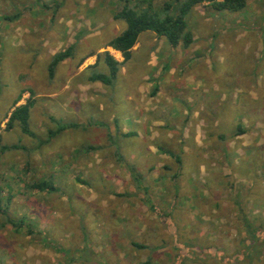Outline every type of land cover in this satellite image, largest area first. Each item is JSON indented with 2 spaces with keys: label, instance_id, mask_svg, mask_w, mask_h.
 Segmentation results:
<instances>
[{
  "label": "rangeland",
  "instance_id": "rangeland-1",
  "mask_svg": "<svg viewBox=\"0 0 264 264\" xmlns=\"http://www.w3.org/2000/svg\"><path fill=\"white\" fill-rule=\"evenodd\" d=\"M246 3L193 7L187 47L142 32L106 84L87 78L123 2L0 0V264H264V0ZM28 101L33 135L7 129Z\"/></svg>",
  "mask_w": 264,
  "mask_h": 264
},
{
  "label": "trees",
  "instance_id": "trees-1",
  "mask_svg": "<svg viewBox=\"0 0 264 264\" xmlns=\"http://www.w3.org/2000/svg\"><path fill=\"white\" fill-rule=\"evenodd\" d=\"M119 1L123 2L124 5L114 17L123 20L125 28L110 40L109 46L119 50L124 60L130 57L131 48L136 43L138 36L145 31H153L159 36H164L172 47L178 45L180 42L184 47L189 46L193 41V36L192 32L187 28L185 16L196 5L209 3L216 10L229 12L243 11L247 5L246 0H174L173 3L165 0L160 4L162 12L159 13L152 10L153 0H139V3H147V7H142L141 9L129 6L130 0ZM177 3L179 4L178 7L175 6ZM70 55L69 49L54 54L48 64L50 77L53 76L55 67ZM105 62L108 67V73L95 74L91 78L93 81L97 80L109 84L115 78L119 70V63L110 55L106 56ZM31 104L32 102L28 101L26 104L16 107L8 118L6 128L10 129L17 124L24 133L33 135V132L28 126L29 108ZM245 131L241 124H238L236 133L240 134ZM221 137L225 139V136L221 135ZM31 187L40 191L55 190L52 184L44 181H35L31 184ZM5 212L0 207V213ZM260 226V230L254 231L255 233L253 232L256 238L264 237V225L260 224Z\"/></svg>",
  "mask_w": 264,
  "mask_h": 264
},
{
  "label": "crops",
  "instance_id": "crops-1",
  "mask_svg": "<svg viewBox=\"0 0 264 264\" xmlns=\"http://www.w3.org/2000/svg\"><path fill=\"white\" fill-rule=\"evenodd\" d=\"M148 32H153V31H148ZM153 33H155V32H153ZM156 34V33H155ZM110 42V41H109ZM109 42H108V44L107 45H109ZM169 43V42H168ZM181 43V42H180ZM111 47V46H110ZM112 48V47H111ZM132 49V48H131ZM112 50L114 51V53L115 54H110V56H112L117 62H120V56L121 57H123V55H122V53L119 51V50H116V49H114V48H112ZM131 51V50H130ZM114 55V56H113ZM131 56V55H130ZM105 58H106V56H105ZM104 58V59H105ZM130 58V57H129ZM128 58V59H129ZM67 59V58H66ZM66 59H64V60H66ZM171 71H173V69H171ZM95 74H99V73H95ZM94 73H91L89 76H88V78H87V81L89 82V81H93L91 78H92V76H94L95 75ZM97 81V80H96ZM95 82V81H94ZM101 82V81H100ZM103 83V82H102ZM111 84V83H110ZM153 94H154V92H153ZM124 100H122V101H124V102H126L127 104H128V102H127V100H128V98L127 97H122ZM126 98H127V100H126ZM125 103V104H126ZM129 105V104H128ZM126 118H129V115L126 117ZM121 120L123 121V119L121 118ZM68 126H77V125H75V123H70V124H68ZM129 133H127L126 135H128Z\"/></svg>",
  "mask_w": 264,
  "mask_h": 264
}]
</instances>
